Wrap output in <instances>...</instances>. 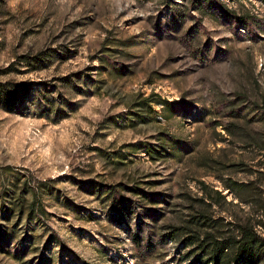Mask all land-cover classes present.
<instances>
[{"label":"rangeland","instance_id":"374dc122","mask_svg":"<svg viewBox=\"0 0 264 264\" xmlns=\"http://www.w3.org/2000/svg\"><path fill=\"white\" fill-rule=\"evenodd\" d=\"M201 211L264 235V0H0V264H213Z\"/></svg>","mask_w":264,"mask_h":264},{"label":"trees","instance_id":"16d2710c","mask_svg":"<svg viewBox=\"0 0 264 264\" xmlns=\"http://www.w3.org/2000/svg\"><path fill=\"white\" fill-rule=\"evenodd\" d=\"M221 1V0H219ZM151 97V96H150ZM221 196V192H218ZM204 201V199H202ZM211 203V202H210ZM212 203L208 206H211ZM205 217L204 220H199ZM197 230L193 234L206 245V257L213 264H261L264 255V235L249 221L236 225L234 233L229 237L218 235L216 224L219 222L213 216L200 214ZM208 221V223H207ZM221 222V221H220ZM201 233H204L201 235Z\"/></svg>","mask_w":264,"mask_h":264}]
</instances>
